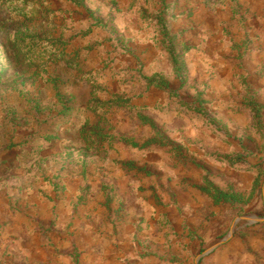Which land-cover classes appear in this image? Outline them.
<instances>
[{
  "label": "rangeland",
  "instance_id": "rangeland-1",
  "mask_svg": "<svg viewBox=\"0 0 264 264\" xmlns=\"http://www.w3.org/2000/svg\"><path fill=\"white\" fill-rule=\"evenodd\" d=\"M0 155L163 262L264 264V0H0Z\"/></svg>",
  "mask_w": 264,
  "mask_h": 264
},
{
  "label": "crops",
  "instance_id": "crops-1",
  "mask_svg": "<svg viewBox=\"0 0 264 264\" xmlns=\"http://www.w3.org/2000/svg\"><path fill=\"white\" fill-rule=\"evenodd\" d=\"M6 157L0 155V264H168L145 254L139 243L144 233L136 228L139 215L131 213V205L120 221L84 204L76 210L72 196H50L30 167L4 169ZM14 179L29 188L20 210L7 206Z\"/></svg>",
  "mask_w": 264,
  "mask_h": 264
},
{
  "label": "trees",
  "instance_id": "trees-1",
  "mask_svg": "<svg viewBox=\"0 0 264 264\" xmlns=\"http://www.w3.org/2000/svg\"><path fill=\"white\" fill-rule=\"evenodd\" d=\"M205 190L207 191V193L211 194V197L216 203L225 201L234 202L239 201V199L241 198L240 195L234 192H224L215 187H212V189L205 188Z\"/></svg>",
  "mask_w": 264,
  "mask_h": 264
}]
</instances>
